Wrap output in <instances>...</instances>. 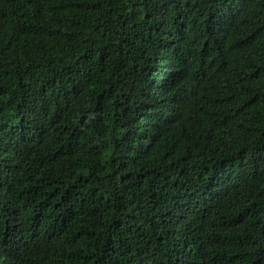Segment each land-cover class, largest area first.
Wrapping results in <instances>:
<instances>
[{
  "label": "trees",
  "instance_id": "obj_1",
  "mask_svg": "<svg viewBox=\"0 0 264 264\" xmlns=\"http://www.w3.org/2000/svg\"><path fill=\"white\" fill-rule=\"evenodd\" d=\"M0 264H264V0H0Z\"/></svg>",
  "mask_w": 264,
  "mask_h": 264
}]
</instances>
